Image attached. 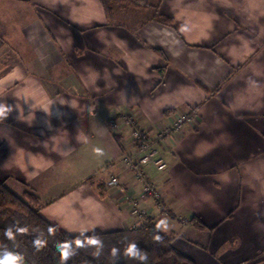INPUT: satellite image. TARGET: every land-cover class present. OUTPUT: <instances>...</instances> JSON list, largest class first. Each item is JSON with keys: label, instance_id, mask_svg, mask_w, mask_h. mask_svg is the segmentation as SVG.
<instances>
[{"label": "crops", "instance_id": "1", "mask_svg": "<svg viewBox=\"0 0 264 264\" xmlns=\"http://www.w3.org/2000/svg\"><path fill=\"white\" fill-rule=\"evenodd\" d=\"M150 1L109 18L101 0H0V181L74 237L150 221L195 264H264V0ZM177 112L194 122L147 168L162 204L130 172L109 187L131 151L109 120Z\"/></svg>", "mask_w": 264, "mask_h": 264}, {"label": "trees", "instance_id": "2", "mask_svg": "<svg viewBox=\"0 0 264 264\" xmlns=\"http://www.w3.org/2000/svg\"><path fill=\"white\" fill-rule=\"evenodd\" d=\"M147 9L150 0H117ZM109 18L112 0H101ZM162 23L171 25L167 19ZM34 195L19 197L0 181V264H195L174 249L157 225L71 236L40 214ZM195 228L205 226L196 219Z\"/></svg>", "mask_w": 264, "mask_h": 264}, {"label": "built area", "instance_id": "3", "mask_svg": "<svg viewBox=\"0 0 264 264\" xmlns=\"http://www.w3.org/2000/svg\"><path fill=\"white\" fill-rule=\"evenodd\" d=\"M195 115V112H177L173 115L171 125L161 129L142 128L136 123L134 117L128 114L111 118L109 125L114 133L121 134V132L127 131L131 151L122 156L119 166L121 172L110 178L109 187L125 192L123 174L130 172L134 175L136 183L143 184L142 196L153 199L161 205L164 201L163 189L156 182L150 180L147 168L153 166L158 172L167 170L168 164L161 155V149L167 144L168 139L174 135L182 134L186 126L192 125ZM133 213L137 216H146L143 211L138 209V205Z\"/></svg>", "mask_w": 264, "mask_h": 264}, {"label": "clouds", "instance_id": "4", "mask_svg": "<svg viewBox=\"0 0 264 264\" xmlns=\"http://www.w3.org/2000/svg\"><path fill=\"white\" fill-rule=\"evenodd\" d=\"M4 111L3 110H0V116L4 115Z\"/></svg>", "mask_w": 264, "mask_h": 264}, {"label": "rangeland", "instance_id": "5", "mask_svg": "<svg viewBox=\"0 0 264 264\" xmlns=\"http://www.w3.org/2000/svg\"><path fill=\"white\" fill-rule=\"evenodd\" d=\"M109 122H110V120H109ZM109 127H110V125H109ZM111 130V129H110ZM112 131V130H111ZM36 197V196H35Z\"/></svg>", "mask_w": 264, "mask_h": 264}]
</instances>
